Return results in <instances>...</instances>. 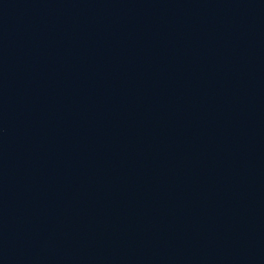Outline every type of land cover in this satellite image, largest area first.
Listing matches in <instances>:
<instances>
[{"label":"water","instance_id":"water-1","mask_svg":"<svg viewBox=\"0 0 264 264\" xmlns=\"http://www.w3.org/2000/svg\"><path fill=\"white\" fill-rule=\"evenodd\" d=\"M0 264H264V0H0Z\"/></svg>","mask_w":264,"mask_h":264}]
</instances>
